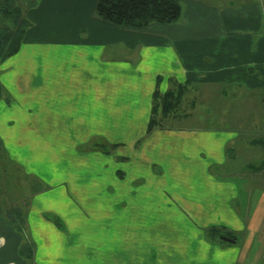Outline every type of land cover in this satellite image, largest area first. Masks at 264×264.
I'll return each mask as SVG.
<instances>
[{
    "label": "crops",
    "instance_id": "0c3cea01",
    "mask_svg": "<svg viewBox=\"0 0 264 264\" xmlns=\"http://www.w3.org/2000/svg\"><path fill=\"white\" fill-rule=\"evenodd\" d=\"M97 1L37 0L0 63V138L38 182L28 236L0 197V264H264V0H179L176 23L143 29L102 21ZM173 82L196 92L174 118L214 125L147 133L155 90ZM98 136L118 147L77 150ZM213 226L236 239L209 238Z\"/></svg>",
    "mask_w": 264,
    "mask_h": 264
},
{
    "label": "trees",
    "instance_id": "16d2710c",
    "mask_svg": "<svg viewBox=\"0 0 264 264\" xmlns=\"http://www.w3.org/2000/svg\"><path fill=\"white\" fill-rule=\"evenodd\" d=\"M24 0H0V63L7 58L19 52L24 41L25 35L31 26V22L26 16V10H23ZM34 5H28L27 10ZM95 13L102 21L122 28L143 29L151 24L169 25L176 23L182 16L183 10L179 0H98ZM160 80V77H159ZM173 87L165 93L157 88L153 94V106L147 133L150 134L156 129L168 127L165 121L171 117L182 105L185 97L190 90V82H173ZM4 86L0 81V99L3 97ZM84 148L98 150L103 153H112L117 144H111L104 137L98 136L89 140L82 146ZM4 166L2 170L5 176V184L8 183L10 175L14 174L19 178L18 172L24 168L21 164L12 159L0 138V161ZM5 161V162H4ZM9 166L15 167V172L7 169ZM5 186V185H4ZM38 188V187H37ZM36 190V189H35ZM34 190V191H35ZM5 197L0 193L1 200ZM14 211V210H13ZM17 217L18 212H13ZM8 215V214H7ZM46 219L51 220L61 231L67 232L68 228L63 218L53 211H45ZM19 217L23 218V216ZM13 226L21 234H26V228L22 221L15 217H9ZM207 236L211 239L221 240L223 237L236 239V232L227 230L224 227H209L206 230ZM27 236V235H25ZM29 258L33 257L34 246L29 242L27 244Z\"/></svg>",
    "mask_w": 264,
    "mask_h": 264
},
{
    "label": "rangeland",
    "instance_id": "374dc122",
    "mask_svg": "<svg viewBox=\"0 0 264 264\" xmlns=\"http://www.w3.org/2000/svg\"><path fill=\"white\" fill-rule=\"evenodd\" d=\"M37 0H24L22 6H23V10H26L27 11V7L28 5H35ZM191 91V90H190ZM196 94V92L194 91H191L188 95H186V100H184V103H183V106L186 104V110L188 111H191L192 108H191V103L193 101V97L194 95ZM196 96V95H195ZM195 98V97H194ZM252 100L250 99H239L237 101V109L239 110H243V108L245 107H248V102H251ZM186 102V103H185ZM197 111V109H195ZM241 112V111H239ZM248 114H250L248 112ZM250 117L252 116H249L248 115V119L250 120ZM166 125L167 126H171V125H177V124H188V125H192V124H199V123H202L204 125H214V121H212L211 119H204V120H200L199 122V119L197 116H191L189 118H182V119H177V118H174V117H171L169 119H167L165 121ZM103 137V136H102ZM86 144V143H85ZM83 145V144H82ZM77 150L79 152H88V151H91L92 149H88V148H84L82 149L81 146L77 147ZM72 153V152H71ZM69 154H70V150H65L64 148L63 149H60V148H57V155H67L68 158H69ZM255 155H257V152L255 153ZM256 156L253 158L255 161L254 164H259L258 160H256ZM5 162V161H4ZM20 164V163H19ZM63 165V164H62ZM4 166L2 160L0 161V193L2 192V194L5 195V197H3V204L5 205V208L7 209V214L9 217H12V218H16L19 220V221H22L21 217L20 216H23V211L24 209H26V206L28 205V203L30 202V204L33 203L32 201V192L37 189V181H34V177L32 176H29L27 173H25V170L23 169L22 171H19L17 170L18 172V175H19V178L16 179L17 177H15L14 174L10 175V178H9V181L8 183L5 184V174L4 170H2V167ZM78 166L80 168H82V171H84L85 167H84V164H81L79 163ZM64 167L67 171H69V169L72 168V162H68L66 164H64ZM24 168V167H23ZM9 172L14 171L15 172V167H12V166H9V168L7 169ZM153 170L156 172V173H161V166H159L158 164H155L153 165ZM237 181H240V180H237ZM139 183H141V179L137 180L134 185H138ZM5 185V186H4ZM244 198V196H243ZM68 200V198H67ZM61 201L62 200H57V208H60L61 206H65L64 203L61 204ZM104 202V201H103ZM15 212H18L19 215L16 217L14 215V211ZM23 210V211H22ZM87 215V214H86ZM23 222V221H22ZM28 232L26 231V234H21L23 236L27 235ZM29 234L31 235V232H29ZM28 236V235H27ZM29 263L31 262V259L30 261H28Z\"/></svg>",
    "mask_w": 264,
    "mask_h": 264
},
{
    "label": "water",
    "instance_id": "95a60500",
    "mask_svg": "<svg viewBox=\"0 0 264 264\" xmlns=\"http://www.w3.org/2000/svg\"><path fill=\"white\" fill-rule=\"evenodd\" d=\"M223 239H226L228 241H233V239L229 238V237H223Z\"/></svg>",
    "mask_w": 264,
    "mask_h": 264
}]
</instances>
